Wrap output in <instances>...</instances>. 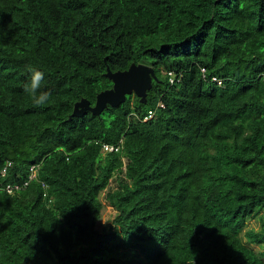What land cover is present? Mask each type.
<instances>
[{"label":"trees","instance_id":"obj_1","mask_svg":"<svg viewBox=\"0 0 264 264\" xmlns=\"http://www.w3.org/2000/svg\"><path fill=\"white\" fill-rule=\"evenodd\" d=\"M134 63L146 104L70 119ZM263 211L264 0H0V264H264Z\"/></svg>","mask_w":264,"mask_h":264},{"label":"water","instance_id":"obj_2","mask_svg":"<svg viewBox=\"0 0 264 264\" xmlns=\"http://www.w3.org/2000/svg\"><path fill=\"white\" fill-rule=\"evenodd\" d=\"M105 77L113 82V87L99 93L94 106L86 99L77 102L70 119L83 117L87 112L100 116L109 107L117 108L124 104L133 94L146 104L148 92L156 80L154 69L145 64H132L128 70L116 73L108 68Z\"/></svg>","mask_w":264,"mask_h":264},{"label":"clouds","instance_id":"obj_3","mask_svg":"<svg viewBox=\"0 0 264 264\" xmlns=\"http://www.w3.org/2000/svg\"><path fill=\"white\" fill-rule=\"evenodd\" d=\"M135 64V63H134ZM139 64H144V63H139ZM138 65V64H137ZM147 65V64H145ZM150 66V65H148ZM152 67V66H150ZM130 68V67H129ZM153 68V67H152ZM108 69V68H107ZM128 70V69H127ZM27 71L30 73V78H29V81L27 83L24 84V88H23V91L28 94L34 104V106H37V107H40V106H43L45 104H47L50 100V93L47 92V91H41V85H42V82L44 80V74L43 72L37 70L36 68L32 67L31 65L27 66ZM119 72V71H118ZM107 73V72H106ZM105 73V74H106ZM113 73H116V72H113ZM202 73L205 75L206 74V71L204 69H202ZM173 74V73H172ZM171 75V74H169ZM175 76L174 74L171 75L170 78H172L173 80ZM206 77V76H205ZM214 79H217V78H213L212 81L217 83V81H215ZM181 80V78L179 79V81ZM218 81H221L219 79H217ZM221 84H222V81H221ZM220 85V84H218ZM134 95V94H133ZM132 96V95H131ZM135 96V95H134ZM138 98V97H137ZM81 101V100H80ZM150 112H153V111H149L148 115L144 118V121H148V120H151L152 117H154V112H153V116H150ZM112 148V149H111ZM118 148L117 147H109V146H105V151H115V152H118ZM7 167V166H6ZM5 167V168H6ZM4 168V169H5ZM9 168V167H8ZM7 168V170H8ZM3 169V170H4ZM35 172V166H33L32 168ZM3 172V171H2ZM7 173V171H6ZM6 175V174H5ZM4 175V176H5ZM3 176V174H2ZM9 187V186H8ZM7 187V188H8ZM11 187V186H10ZM6 188V190H7ZM11 188H14V187H11ZM8 191V190H7ZM12 193V192H11Z\"/></svg>","mask_w":264,"mask_h":264},{"label":"rangeland","instance_id":"obj_4","mask_svg":"<svg viewBox=\"0 0 264 264\" xmlns=\"http://www.w3.org/2000/svg\"><path fill=\"white\" fill-rule=\"evenodd\" d=\"M114 215H115V211L112 208L106 206L103 210V214H102V218H101V224L103 226L109 225L111 223V221L113 220ZM263 216H264V211L262 212V217ZM261 221L262 220L260 218L256 219V220L249 221L248 225H247V229H256V230L260 229L261 223H262ZM256 250H258V247L256 248Z\"/></svg>","mask_w":264,"mask_h":264},{"label":"built area","instance_id":"obj_5","mask_svg":"<svg viewBox=\"0 0 264 264\" xmlns=\"http://www.w3.org/2000/svg\"><path fill=\"white\" fill-rule=\"evenodd\" d=\"M215 81L218 82V84L221 85V81H218L217 79H214ZM150 116H153V112H150ZM112 149V148H111ZM11 166V163H8L7 167L3 170L2 174L3 176L6 174L7 168ZM8 192L11 193L15 190H19L18 186H15L14 188H11L10 186L7 188Z\"/></svg>","mask_w":264,"mask_h":264}]
</instances>
